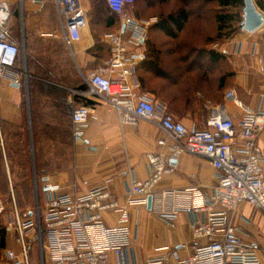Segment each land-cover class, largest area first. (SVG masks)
Here are the masks:
<instances>
[{
	"label": "crops",
	"instance_id": "0c3cea01",
	"mask_svg": "<svg viewBox=\"0 0 264 264\" xmlns=\"http://www.w3.org/2000/svg\"><path fill=\"white\" fill-rule=\"evenodd\" d=\"M253 1L264 16V10L259 8L256 0ZM0 2H7L10 6L12 17L7 38L24 47L25 54L20 57V67H25L29 79L31 78L23 87H18L7 79L0 81V169L4 166V176L0 177V198L9 199L11 190L16 198L14 187L17 179L11 174L12 160H8L5 141H12L13 133L24 137V140L28 135L34 189L36 181L40 187L44 181H49L59 185L61 193L86 195L93 189L108 186L120 204L129 206L132 214L127 229L129 234L114 235V242L127 246L133 261L138 264H147L153 260L160 264H181L198 248L205 246L207 241H195L193 238L190 229V223L196 218L193 213L180 211L173 226L162 219L161 215L170 213L175 207L192 204L193 190L204 195L212 194L218 184L217 173L209 161L202 157L182 155L177 160H171L169 149L158 145V141L166 137L159 127L142 121L137 128L122 129L114 112L99 104L96 97L86 94L89 91L87 76L109 58V46L105 39L108 50L103 58L99 59L94 55L99 38L96 26L90 29L89 25L81 41L69 48L61 37L52 36L60 30V25L51 0ZM180 4L179 9L196 14L186 24L179 38L172 40L162 32L155 31L152 39L162 51L160 69L164 75L158 78L159 91L174 93L166 102L157 101L165 104L170 114L189 130L206 128L208 106L212 108L224 105L234 121L239 123L244 109L257 110L260 96L264 94V30L248 33L242 28L218 51L235 59L239 66L237 87L228 92H234L243 108H239L235 101L226 100L225 96L223 98L221 93L219 97L215 96L210 100V67L185 68V62L181 58L186 57V63L190 64L196 57L190 55L188 50L175 48L176 43H180L198 45L204 49L203 45L210 39V28L204 25L210 16V2L180 0ZM134 7L128 6L125 13L138 21L152 22L150 28L157 24L156 19L137 18L133 13ZM84 8L89 12L95 5ZM142 8L144 13L153 10L144 5ZM244 8L245 6L234 9L240 10L243 22ZM119 17L122 18L120 15ZM243 22L239 25H243ZM103 27L108 29L106 36L116 33L122 27V20L115 31L108 25ZM55 51L63 53V57ZM28 57L29 64L26 63ZM143 64L144 62L140 64L141 67ZM140 74L152 75L143 70ZM32 82L34 86H30ZM81 86H87L88 89L82 90ZM32 98L37 101V104L33 103V107ZM79 106L94 109L91 119L81 127L85 133L84 143H76L73 136L76 127L72 121V113ZM32 109L35 110L34 114ZM22 141L23 138L20 143ZM258 143L264 153V131L260 134ZM168 144H171L170 140ZM151 153L161 154L166 160L173 162L175 172L166 175L158 185L152 197V209L148 210L147 205L139 201L129 203L126 196L127 177L123 173L131 169L137 179L145 180L148 175V155ZM36 156L52 163L54 170L47 176H38ZM15 171L21 169L15 166ZM84 182H88V185ZM31 211L29 209L25 212L31 215ZM198 217L202 219L205 216L200 214ZM103 220L107 227L114 228L118 215L107 212L103 214ZM234 224L241 229L245 246L256 250L259 264H264V213L249 204H243L236 212ZM88 233L94 243H102L96 226H90ZM13 239V232L7 229L6 251L19 250V247L8 249L13 246ZM34 262L38 264L37 255Z\"/></svg>",
	"mask_w": 264,
	"mask_h": 264
},
{
	"label": "built area",
	"instance_id": "2783aa9c",
	"mask_svg": "<svg viewBox=\"0 0 264 264\" xmlns=\"http://www.w3.org/2000/svg\"><path fill=\"white\" fill-rule=\"evenodd\" d=\"M51 1L60 25V30L52 36L61 37L71 48L89 29L87 11L80 0ZM103 1L112 13L122 16V27L105 37L109 58L87 76L89 91L86 94L96 97L99 104L114 112L122 129L137 128L142 121L159 127L166 137L160 139L158 145L169 149L171 160L182 155L202 157L209 161L218 176L212 194L193 190L192 204L175 207L170 213L161 215L173 226L180 211L193 213L196 216L190 223L193 238L207 241L181 264H259L257 251L245 246L242 231L234 224V219L243 204L264 213V153L258 143L264 131V94L260 96L257 110L244 109L239 123L224 105L208 106L206 128L189 130L170 114L165 104L143 90L138 77L152 22L138 21L125 13L135 0ZM11 17L9 4L0 2V81L7 79L23 87L29 79L25 67H20V57L25 51L7 38ZM261 29L264 30V25ZM225 99L243 108L233 91H229ZM93 112L90 106L74 109L76 143H84L85 133L81 127L91 119ZM174 172L173 162L161 154H149L145 180L137 179L131 169L123 173L127 177L129 203L139 201L147 205L148 198L153 197L164 177ZM35 202V209L29 215L18 208L13 190L9 199L0 198V218L13 232L19 247L18 251H6V264H33L34 246L38 249V264H138L130 257L127 246L114 242V235L129 234L127 229L132 214L128 205L120 204L113 197L108 186L79 195L61 193V187L49 181H44L40 187L36 181ZM107 212L118 215L114 228L104 223L103 214ZM200 214L205 217L199 218ZM90 226L98 228L102 243L92 241L88 233ZM147 264L160 262L153 260Z\"/></svg>",
	"mask_w": 264,
	"mask_h": 264
},
{
	"label": "trees",
	"instance_id": "16d2710c",
	"mask_svg": "<svg viewBox=\"0 0 264 264\" xmlns=\"http://www.w3.org/2000/svg\"><path fill=\"white\" fill-rule=\"evenodd\" d=\"M171 0H135L134 6L137 3H142L144 6L153 8L166 4L170 2ZM180 1V0H179ZM218 4V7L220 8L219 12L215 16L216 24H217V34L214 37H211L208 39L207 43H210L212 41L218 40H225L227 41L229 38H231L238 30L243 28V25H239L243 22L240 13H234L233 10L235 8L243 7L245 6V0H212ZM210 2V0H209ZM258 6L260 9L264 10V0H256ZM106 7V8H104ZM104 7L101 8V12L110 11V13L113 16H119L117 14H114L109 9L108 5L104 2ZM195 14H193L191 11H187L186 9H177L176 11L169 12L167 15H160L158 18V22L156 25H154L152 28H150L148 37L146 40V50L145 53V61L144 64L140 65L138 69L139 78L142 83V88L145 92H148L150 94L158 95L156 97V100H161L163 102H166L169 98H171L174 93H166L165 91L160 92L159 91V84L157 91L155 89H147L149 85V81L156 80L158 82V78L162 77L164 75L163 71L160 69V63L162 62L161 54L162 51L160 48H158L157 44H154L152 42L153 37L155 36V31L162 32L165 36L171 38L172 40H177L180 36V34L184 31L186 24L191 20L192 17H194ZM115 19L111 18L108 21L109 27H115V24L117 26L118 23H116ZM235 24L239 25L238 27L235 26ZM119 28V25L117 26ZM116 28V29H118ZM175 48L177 50H188L187 52L194 56L196 55V60L191 62L190 64L186 63L187 58L182 57L181 60L185 62L184 67H192V66H199L198 61L201 62V60H205L208 63H212L213 65L222 63L227 60V57L216 51L215 49L210 50L208 47L201 48L198 45H191V44H180L176 43ZM195 50V51H194ZM27 63L29 64V57L27 58ZM103 63V62H102ZM101 63V64H102ZM202 63V62H201ZM101 64L99 66H101ZM98 66V67H99ZM200 67H205L201 65ZM207 67V66H206ZM143 70L144 72H150L152 75L148 76L145 74H140V71ZM227 78L225 75L221 77L220 81V88L225 87V83ZM30 86H34V82L30 83ZM82 90H87V86H81ZM171 96V97H170ZM32 101V107L33 103L37 104L36 99ZM39 104V103H38ZM92 104V103H88ZM47 105V104H44ZM169 110V108H168ZM33 114L35 113V110H33ZM43 115V114H42ZM36 137V135H35ZM12 141H5L6 142V150H7V156L8 160L11 161V174L17 179V182L15 183V193L25 191L26 198L29 196V193L31 190L33 191V169H32V157H31V145L30 141L28 139V135L24 140V137L20 135H15L13 133ZM23 138L22 143H20V139ZM61 150V149H60ZM51 152V151H49ZM15 166L19 167L21 171L16 172ZM3 165L0 169V177L4 176V169ZM36 168H37V174L39 177L47 176L50 174L54 169L52 163L46 162L45 160H41L37 158L36 156ZM23 189V190H22ZM26 189V190H25ZM33 193V192H32ZM17 196V195H16ZM31 196V195H30ZM1 219V218H0ZM7 248V229L5 227H0V259L2 256V252L6 250Z\"/></svg>",
	"mask_w": 264,
	"mask_h": 264
},
{
	"label": "rangeland",
	"instance_id": "374dc122",
	"mask_svg": "<svg viewBox=\"0 0 264 264\" xmlns=\"http://www.w3.org/2000/svg\"><path fill=\"white\" fill-rule=\"evenodd\" d=\"M81 1H82V5H84V7H87V6L92 7V5H95V8L90 10L89 12H87V15H88L89 23H90V29L92 26H96V30L99 33L98 42L96 44L97 47H96V50L94 51L95 52L94 55L97 58L102 59L103 55L108 50L107 44L104 42L105 36L108 33V29L104 28L103 26L108 25V21L111 18H113V19H115V21H117L116 23H118L117 24V26H118L120 21L122 20V18L119 16H113L110 13V11H108V9H106L107 11L102 13L100 11L101 10L100 7L102 6V8H103L104 4L101 0H81ZM143 5L144 4H142V3H137L133 9V13H135L137 18H139V19H143L145 17L148 19L159 20L158 17L160 15L165 16L169 12L176 11L177 9H179L181 7L179 0H173L171 3L168 2L164 6L159 5V6L155 7V9L144 13L143 8H142ZM104 8H106V7H104ZM219 11L220 10H219L218 4L216 2L210 0V13H209L210 16L207 19V21H205V24H204L206 28L207 27H208V29L210 28V38L214 37L217 34V31H216L217 24H216L215 16L217 15V13ZM233 12L234 13H240V10L239 11L233 10ZM193 14H196V13H193ZM192 22L194 23L195 20H192ZM117 26L115 24L113 31L116 30ZM235 26L238 27V24L237 25L235 24ZM225 43H226L225 40L216 39L215 41H212L210 43H205L203 45V47H208L210 50L215 49L216 51H220V50H222V47L224 46ZM216 45H217V47H215ZM55 52H56V54H59V56L61 58L63 57V53H61L60 51H55ZM66 53H67V55L69 54L68 50H66ZM195 57H196V55H195ZM27 61H28V59H26V63H27ZM201 62L198 61L199 66L203 65L205 67L206 66L210 67V81L208 84L210 87V100H213V97H215V96L219 97L220 93H221L222 97L224 98V96L228 93V90L235 89L237 87V78H238V71H239L238 67L239 66H237L235 59L227 56L226 61L219 63V64H215V65H213L211 62L208 63L205 60H201ZM223 75H225V77L227 78L226 79L227 81L225 83V87L220 88V84H221L220 79H221V77H223ZM29 80H31V78ZM147 89H155L157 91L158 82L156 80L149 81V85H148ZM155 96L157 97L158 95H155ZM34 193H35V189L33 188V191L31 190V192L29 193V196L27 198H26L25 191L20 190V192H18L16 194L17 195L16 196L17 206L20 210L25 212L26 210H29V209H31V210L35 209L36 202H35V198H34ZM1 226L5 227V222L2 218L0 219V227ZM12 243H13V246L9 247L8 249H15L16 247H18V245L15 242V238L13 239ZM5 252H6V250H4L2 252L0 264H6ZM37 253H38V249L36 246H34L32 249L33 264H35L34 259H35V256L37 255Z\"/></svg>",
	"mask_w": 264,
	"mask_h": 264
},
{
	"label": "water",
	"instance_id": "95a60500",
	"mask_svg": "<svg viewBox=\"0 0 264 264\" xmlns=\"http://www.w3.org/2000/svg\"><path fill=\"white\" fill-rule=\"evenodd\" d=\"M264 25V16L259 11L253 0H245L243 30L248 33H254ZM153 198L149 197L147 201L148 210L152 209ZM32 215V213H31Z\"/></svg>",
	"mask_w": 264,
	"mask_h": 264
}]
</instances>
